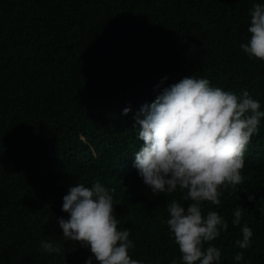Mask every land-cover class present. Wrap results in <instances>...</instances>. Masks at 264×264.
I'll return each mask as SVG.
<instances>
[{"label":"trees","instance_id":"16d2710c","mask_svg":"<svg viewBox=\"0 0 264 264\" xmlns=\"http://www.w3.org/2000/svg\"><path fill=\"white\" fill-rule=\"evenodd\" d=\"M257 3L264 0H0V264H97L89 248L64 241L57 223L67 218L69 188L97 180L116 189L114 215L119 229H131V258L182 264L167 206L188 202L179 190L152 193L143 183L133 117L193 75L247 90L264 111V61L240 47ZM244 159V182L221 188L219 206L204 202L205 214L228 222L212 242L219 264H264V119ZM238 205L246 210L234 226ZM245 223L251 247L240 249ZM44 240L64 251H43Z\"/></svg>","mask_w":264,"mask_h":264},{"label":"clouds","instance_id":"9594fccd","mask_svg":"<svg viewBox=\"0 0 264 264\" xmlns=\"http://www.w3.org/2000/svg\"><path fill=\"white\" fill-rule=\"evenodd\" d=\"M247 31L250 38L241 49L249 58L264 61V5H253ZM260 108V102L247 90L240 94L225 91L193 75L165 88L154 102L142 105L135 113L136 138L143 141L135 152L138 175L152 193L179 190L188 202L185 207L172 200L167 206L166 225L182 264H219L221 251L212 242L227 231L228 222L216 211L205 214L204 202L219 206L221 188L235 190L246 179L242 175L244 157L264 119ZM130 111L127 107L122 114ZM115 191L99 180L90 187L83 183L70 187L62 204L67 218L57 219L62 237L65 242L89 248L97 264H142L129 255L134 247L131 229L118 228ZM244 210L236 207L234 226L241 224ZM241 232L236 246L249 249L252 229L245 223ZM41 248L49 254L64 251L50 240L41 241ZM234 259L242 261L244 252H237ZM86 264H92V257Z\"/></svg>","mask_w":264,"mask_h":264}]
</instances>
